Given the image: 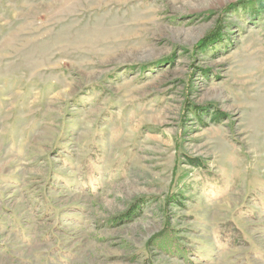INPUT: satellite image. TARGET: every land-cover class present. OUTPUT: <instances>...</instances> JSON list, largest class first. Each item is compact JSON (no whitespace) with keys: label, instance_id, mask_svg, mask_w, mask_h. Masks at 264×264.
Returning a JSON list of instances; mask_svg holds the SVG:
<instances>
[{"label":"rangeland","instance_id":"374dc122","mask_svg":"<svg viewBox=\"0 0 264 264\" xmlns=\"http://www.w3.org/2000/svg\"><path fill=\"white\" fill-rule=\"evenodd\" d=\"M0 264H264V0H0Z\"/></svg>","mask_w":264,"mask_h":264},{"label":"trees","instance_id":"16d2710c","mask_svg":"<svg viewBox=\"0 0 264 264\" xmlns=\"http://www.w3.org/2000/svg\"><path fill=\"white\" fill-rule=\"evenodd\" d=\"M213 41V38L212 36H209L205 39V44H208L209 42H212Z\"/></svg>","mask_w":264,"mask_h":264}]
</instances>
